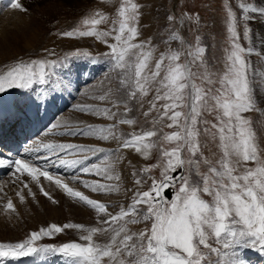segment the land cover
Segmentation results:
<instances>
[{"label":"rangeland","instance_id":"374dc122","mask_svg":"<svg viewBox=\"0 0 264 264\" xmlns=\"http://www.w3.org/2000/svg\"><path fill=\"white\" fill-rule=\"evenodd\" d=\"M256 2L0 3V96L32 93L43 106L63 88L71 105L49 138L93 161L79 174L19 161L41 174L0 180V251H56L60 264H261ZM145 140L144 163L123 150Z\"/></svg>","mask_w":264,"mask_h":264},{"label":"bare ground","instance_id":"6f19581e","mask_svg":"<svg viewBox=\"0 0 264 264\" xmlns=\"http://www.w3.org/2000/svg\"><path fill=\"white\" fill-rule=\"evenodd\" d=\"M256 6L258 7V10L257 9H254L253 8V12H254V15H257L259 16V21L261 22V25H260V28H262L261 30L264 31V0H257L256 2ZM252 10V8H250ZM250 10V11H251ZM9 19L11 21L12 18L9 16ZM9 19H6V17L4 18V20H9ZM14 22V21H13ZM3 30V29H2ZM262 33V32H261ZM254 47L256 48L255 52L257 55H259L261 57V60L259 59L257 61V63H263L264 64V33H262V35H256V38H255V45ZM258 65V64H257ZM262 66V64H261ZM254 77L256 79V87L258 85V90H257V93L258 95L260 96V99H262V101H260V103L262 104V106H264V66L263 68L260 70V69H257L254 73ZM192 85V84H191ZM114 87V86H113ZM116 88V87H115ZM1 97V96H0ZM28 97V96H27ZM262 97V98H261ZM3 101V102H2ZM10 98H7V97H1L0 99V105H3V106H10ZM2 102V103H1ZM264 108V107H263ZM262 116V115H261ZM81 117H83V114L80 115L79 113H76V115L73 117V121L74 122H77L79 120H83ZM85 117V116H84ZM111 117V116H110ZM87 118V116H86ZM95 120V119H94ZM27 121H25L26 123ZM128 127L132 126L131 123H127ZM44 125V123L40 124L39 126V129ZM68 127V126H66ZM263 127V126H262ZM0 128H4V127H0ZM115 130V129H114ZM50 137H53V136H50ZM108 139V138H107ZM111 140H112V143H116L118 140L116 139V137H111ZM58 139L57 138H48V139H44V145H47V144H50L51 146L48 147V150L50 149H53V143H57ZM143 142H145L143 144ZM143 142H139L138 144H134V146H124V149L123 150H130L132 152H134L136 155L139 156L140 160L142 163H144L147 158L149 157L150 153H151V148H149V145L148 143H146V140L143 141ZM58 144V143H57ZM39 145V144H38ZM114 145V144H113ZM54 146H56L54 144ZM58 147V146H57ZM55 148V147H54ZM66 148V147H65ZM81 150V149H80ZM78 151V150H77ZM55 154V153H54ZM53 159V158H52ZM79 161H82V160H79ZM79 161H76L79 163ZM20 163V162H19ZM18 163V165H19ZM24 164V163H23ZM20 164V166H16L15 168L17 170H25V172H28V173H38L39 172V175L41 174V172L36 168V167H32L30 168L28 165L25 166V164ZM76 164V163H75ZM9 162L3 160V159H0V168L2 169H6L8 166H9ZM33 165V164H32ZM5 167V168H3ZM15 170V169H14ZM59 184L63 187V184L61 182H59ZM93 185H96V183ZM1 191V190H0ZM183 250V249H182ZM187 252V251H186ZM5 261L7 262L6 260L2 259L1 260V263ZM229 263V262H228ZM264 263V257L262 259V263Z\"/></svg>","mask_w":264,"mask_h":264},{"label":"water","instance_id":"95a60500","mask_svg":"<svg viewBox=\"0 0 264 264\" xmlns=\"http://www.w3.org/2000/svg\"><path fill=\"white\" fill-rule=\"evenodd\" d=\"M184 173H185V170H184V168L182 167L181 171L175 172V173L173 174V177H177L179 174H180L181 176H183ZM165 196H166L167 198H170V197H171L169 191H167V193L165 194Z\"/></svg>","mask_w":264,"mask_h":264}]
</instances>
